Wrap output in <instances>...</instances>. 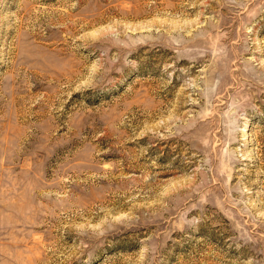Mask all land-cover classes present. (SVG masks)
<instances>
[{"label":"rangeland","instance_id":"obj_1","mask_svg":"<svg viewBox=\"0 0 264 264\" xmlns=\"http://www.w3.org/2000/svg\"><path fill=\"white\" fill-rule=\"evenodd\" d=\"M0 264H264V0H0Z\"/></svg>","mask_w":264,"mask_h":264}]
</instances>
